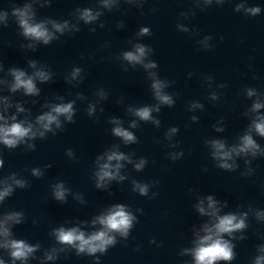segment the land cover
<instances>
[{
  "label": "clouds",
  "instance_id": "9594fccd",
  "mask_svg": "<svg viewBox=\"0 0 264 264\" xmlns=\"http://www.w3.org/2000/svg\"><path fill=\"white\" fill-rule=\"evenodd\" d=\"M102 6L111 9L115 0H101ZM132 2V0H128ZM196 7H199L201 11H206L212 5L222 6L225 4L226 0H193ZM201 4L203 7H201ZM79 12V20H82L85 24H90L98 19L101 15L99 11L93 12L90 8L77 9ZM156 11V9H153ZM233 11L236 13H241L245 16L256 17L262 12L259 6H246V0H238L235 3ZM181 16L188 18V13L181 12ZM195 16V11L191 13ZM36 13L33 10L32 3H24L23 6H18L16 3H11V11L0 9V26L7 27L9 20L14 19L16 25L22 30L21 34L28 40L33 42H42L44 45H48L51 41L59 39L56 33L63 34L66 30L70 29L68 21L63 23H57L54 20H44L36 22ZM51 24V29L47 27ZM122 27V25H120ZM75 31L80 29L71 26ZM103 27V25H101ZM176 28L178 31L183 33H188L190 29L182 24H177ZM95 31V29H91ZM194 34L198 35L195 30ZM138 36H151L152 32L149 27H141ZM213 39L211 35H206L202 39L197 41L201 50L208 51L213 48L210 41ZM221 40L223 37L220 38ZM35 43L28 45L29 48L35 50ZM154 52L153 48L147 44L136 43L133 46V50L125 51L122 53V59L127 61L128 64L135 67L136 65H141L146 71L151 69H156L158 67L157 62L154 60L147 59V57ZM29 67L36 69L33 74L29 75L24 70L19 68H11L9 74L13 77V82L10 85V91L16 92L17 90L23 89L25 95L28 96H38L40 94V89L36 86V81L41 83L49 82L52 79L53 73L50 70H46V66H41L37 68L36 61H30ZM127 71V69H124ZM82 69L80 67H74L70 73V76L66 78L67 83L77 80L81 77ZM191 75V73H189ZM149 79L151 80V90L153 92L155 100L158 102L153 106H144L139 108L129 107L128 111L138 118L140 121L151 122L156 126L160 125V120L153 117V112L159 113L160 107L166 105L172 107L175 103L173 96L164 91L169 87V83L165 79L159 78L156 72H148ZM255 78V77H254ZM211 81V77H207ZM220 87H226V85L221 84ZM101 99H106L107 94L100 90L98 93ZM248 97L257 95L255 89H247ZM78 99H84L83 96L77 94ZM212 100L219 99L216 93H212ZM63 100V97H59ZM5 108L11 107L7 103V98H5ZM75 101L68 103H59L50 105V111L44 112L36 118L35 125L32 123H27L26 121L15 122L16 116H12L10 119L13 121L11 124L5 120V117L0 115V121H4L0 124V143L5 145L8 149H15L19 144L26 142L27 140H35L37 137L44 139L47 133H52L56 135L57 131H63L60 117L63 116L64 120L68 123H75ZM18 112H23L24 109L19 105L16 106ZM191 108H203L202 104L193 103ZM261 108H264V103L259 100L253 103L251 111L259 112ZM96 111L95 105L90 104L87 108L88 116H92ZM101 111H103L101 109ZM192 120H197V117L193 116ZM109 123L116 125L112 128V134L119 137L125 145L137 143V137L128 128L121 126V121L119 119L113 118ZM38 125V127H36ZM53 125L55 128H53ZM130 128H136L137 122L133 120L129 125ZM255 131L260 137H264V116L257 115L250 125L249 132L245 133L240 137L238 145L231 147L226 146L225 141L219 139H213L211 141H205L206 144L210 145L211 157L217 162L216 167L227 170L234 171L238 165L235 163V157L251 155L256 157L257 155L264 156V150L260 148V145L253 139L251 131ZM178 131L177 128L173 127L169 129L166 133V138L170 139L171 135ZM216 131H223L222 128H216ZM29 149L35 150L34 144L28 145ZM67 155L69 157L73 156L71 149H68ZM183 152L169 153L168 157L172 161H176L183 157ZM106 158V159H105ZM101 160L105 162L101 163ZM122 161H126L132 164L133 161L129 155L118 150H109L105 152L104 156L98 157L96 164L98 170L95 172L96 188L105 189L108 187V182L110 181H124L125 176L120 174V170L123 167ZM229 161H232L229 163ZM114 162V163H113ZM3 160L0 159V167L3 166ZM148 163L147 158H141L139 162L134 163V168L136 171H141L144 169L145 165ZM251 161L245 160V165L250 164ZM45 167H50L46 165ZM253 170L248 169L246 175H251ZM32 175L40 177L43 175L39 168H34L32 170ZM12 184H8L6 181L0 182L4 183L5 186L3 190H0V202H2L5 197L12 195L14 188H25L27 187V181L16 179V174L13 173L10 177ZM159 181H152V184H158ZM53 197L55 200L61 203L66 202V196L69 192L64 185V183H56L53 186ZM132 191L138 193L140 196L148 197L150 191L149 183H141L136 180L132 181ZM157 193H152V197H155ZM81 203H83L82 198ZM206 201V206H205ZM227 206V201L221 205V203L216 200L212 195L207 196L205 199L199 200V203L195 206L196 211L200 213L201 216H207L209 222L203 224L201 231L204 235L197 234V239L195 240V247L188 249L185 248L181 252V255L191 254L194 258L195 264H217L218 261H232L235 259V253L233 248L235 245L229 239H225V235L230 237L232 240L239 239L244 240L247 237L241 235L240 237H235L233 234L236 232H243L249 227L246 223L248 217L247 212L240 213L239 215L235 213L220 214L221 208ZM137 211L143 214L142 209H137ZM23 212L13 211L6 214L3 220H0V237H3V243H0V248L7 249L13 262L26 261L34 252H36L40 245H30L24 240L19 239H9L11 237V225L20 224L23 220ZM255 218L258 221H264V211H256ZM138 222V217L130 211L124 204H115L107 210L106 214H101L92 220V225L95 226L99 224L101 226L100 230L94 231L91 234L86 235L79 227H59L52 230V235L55 240L63 246H68L69 248L75 249L76 255L86 254L91 257H95L94 264H100L99 257L96 255L100 253L105 254L109 248L114 247L119 241L117 236L121 240H127L129 238L130 232ZM138 250V249H137ZM260 253H264V244H261L258 249ZM65 251L64 247L60 249L52 248L50 251L45 252V260H55L57 259V252ZM0 264H5L4 260L0 259ZM254 264H264V255H258L255 257Z\"/></svg>",
  "mask_w": 264,
  "mask_h": 264
}]
</instances>
